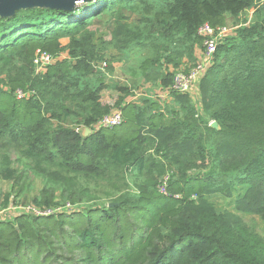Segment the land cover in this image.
I'll return each instance as SVG.
<instances>
[{"label":"trees","instance_id":"obj_1","mask_svg":"<svg viewBox=\"0 0 264 264\" xmlns=\"http://www.w3.org/2000/svg\"><path fill=\"white\" fill-rule=\"evenodd\" d=\"M248 10L254 23L218 44L199 107L173 90V108L123 98V123L96 129L112 110L101 101L106 87L89 80L92 63L104 59L89 31L96 19L112 21L109 46H153L146 69L167 92L187 44L202 43L199 29L226 27ZM132 14L140 17L130 24ZM138 23L151 36L142 38ZM39 50H69L70 59L35 75ZM19 89L32 94L20 99ZM155 166L175 172L168 195L146 185L137 196L121 194L127 175ZM32 177L44 184L41 211L53 213L0 219V264H264V237L241 218H264V0H99L78 14L33 9L0 18V180L22 196ZM218 194L234 199L236 212L217 211Z\"/></svg>","mask_w":264,"mask_h":264},{"label":"rangeland","instance_id":"obj_2","mask_svg":"<svg viewBox=\"0 0 264 264\" xmlns=\"http://www.w3.org/2000/svg\"><path fill=\"white\" fill-rule=\"evenodd\" d=\"M139 17V15L137 16L135 14H132L130 20L127 21L128 23L133 24L136 22V19H139ZM141 19L146 22L147 14H144ZM108 20L109 19L106 18L96 19L94 21V24L89 27V31L95 34V45L97 46L98 50H100L102 54H104L103 60H98L92 63L94 73L89 76V80L92 85H98L102 83L103 86L106 87L101 94L102 103L104 105L111 106V112H113L120 111L118 103L123 98L126 102L137 103V105H139L142 109L146 108V105H144L143 103L147 98L162 103V106L164 100L172 98L170 104H165L163 108H165L167 105L173 108L175 104L174 96L172 95V86L167 92L161 90L158 85L160 84V76L157 78H151L149 77V71L151 69H146L145 64L147 63V60L151 59V56L156 54V50L153 48V46L150 45L140 46L138 44H134L129 49L124 51H120L114 46H109L108 44L112 39V21ZM254 21L255 16L253 10H248L238 19L228 17L227 28L230 30L229 35L233 34L235 30L245 25L254 23ZM137 25L139 26L141 32L142 29L144 30V33H142V38L144 37V39H147L148 36H151L149 28L147 29L146 23H138ZM153 38L158 43L164 42V40L162 39H156L155 37ZM62 43L64 45H67L69 41L68 39H63ZM187 47L189 49V51L187 52L189 53H186L179 68H170V71L172 73L189 74L193 70H195L198 65L204 63L205 49L203 46V42L200 44L188 43ZM66 59H70L69 50L63 52L59 58L60 61ZM162 72L164 71H161V73ZM35 75L38 74L35 73ZM116 88H128L129 93L125 96ZM164 93H167L166 96ZM188 95L193 98V103L199 107V88H195L192 91V94ZM65 124L67 127L77 128L79 131H83L84 135L86 133L85 128L80 127L72 123L71 121H66ZM96 129H98L97 126ZM150 156H152L151 153L146 154V157ZM13 160L17 163L15 155H13ZM165 171L163 170V173H161L159 168L155 166L152 168H146L145 171L141 174L135 173L127 175L125 181L121 184V194L137 196L139 194V186L144 185H146L150 189L155 188L157 190L160 185L161 179L165 175ZM169 171L172 173V175L173 173H175L174 170L170 169ZM30 181L31 182L28 189L26 190V193L21 196L18 194L17 189L14 188L12 182L0 180V218L12 219L13 215H15L16 213L15 209H17L18 207L32 206L35 208H40V206L37 204V201L42 189L44 188L43 181L36 177H32ZM7 196H10L9 204H6ZM101 197L106 198L104 195H102ZM212 202L215 205L217 211H219L220 213L236 212L234 205L235 201L228 195H214L212 197ZM69 209H71V207ZM241 218L245 227L249 231L258 234L261 237H264L263 217L253 214H241Z\"/></svg>","mask_w":264,"mask_h":264},{"label":"built area","instance_id":"obj_3","mask_svg":"<svg viewBox=\"0 0 264 264\" xmlns=\"http://www.w3.org/2000/svg\"><path fill=\"white\" fill-rule=\"evenodd\" d=\"M230 30L226 27H212L209 24L203 25L199 31L198 35L202 38L204 46V63L198 65V67L189 74L176 73L174 76V82L172 85V90L179 94H192V91L197 85H199L202 78L206 75L208 70L212 67L214 61V55L217 50L219 42H221L227 35H229ZM60 57H55L47 52L37 51L34 59L33 65L35 68V73L42 75L45 73L47 68L56 62L60 61ZM31 92L25 93L23 90L19 89L16 91L18 98H26L31 96ZM123 123L122 111H113L105 115L97 124L98 129H114L115 127ZM171 180V173L167 172L161 179L158 190L163 195H168L169 182ZM67 206L65 209H69ZM59 210V209H58ZM16 213L13 215L12 219L20 214H32L36 216H43L53 213L43 212L40 208H35L32 206L18 207L15 209ZM5 219V218H0Z\"/></svg>","mask_w":264,"mask_h":264},{"label":"water","instance_id":"obj_4","mask_svg":"<svg viewBox=\"0 0 264 264\" xmlns=\"http://www.w3.org/2000/svg\"><path fill=\"white\" fill-rule=\"evenodd\" d=\"M99 0H0V18H13L17 12L23 10H55L64 12H80V8L98 2ZM212 127L219 129L216 122L212 123ZM90 130L86 129L85 136L90 134ZM111 207L114 204L110 205Z\"/></svg>","mask_w":264,"mask_h":264},{"label":"crops","instance_id":"obj_5","mask_svg":"<svg viewBox=\"0 0 264 264\" xmlns=\"http://www.w3.org/2000/svg\"><path fill=\"white\" fill-rule=\"evenodd\" d=\"M195 88H196V89L199 88V85H197ZM161 90H163L162 87H161ZM163 91H164V90H163ZM164 94H165V96H166L167 93H164ZM163 97H164V96H163ZM163 97H161V98H163ZM164 98H165V97H164ZM171 99H172V98H168V100H164V99H163V100H164V103H163V104H168V103L170 104ZM199 102H200V100H199Z\"/></svg>","mask_w":264,"mask_h":264}]
</instances>
